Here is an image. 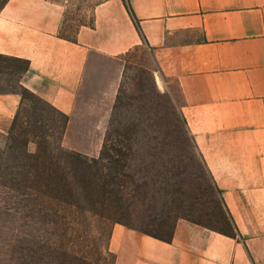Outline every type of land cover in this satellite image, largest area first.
Here are the masks:
<instances>
[{
  "label": "crops",
  "instance_id": "obj_1",
  "mask_svg": "<svg viewBox=\"0 0 264 264\" xmlns=\"http://www.w3.org/2000/svg\"><path fill=\"white\" fill-rule=\"evenodd\" d=\"M126 3L138 21L136 27ZM53 0L0 6V56L23 66L0 91V132L23 91L76 115L113 93L122 57L150 52L155 83H177L180 113L231 232L179 221L170 238L112 227L114 264H264V0H104L69 40Z\"/></svg>",
  "mask_w": 264,
  "mask_h": 264
},
{
  "label": "rangeland",
  "instance_id": "obj_2",
  "mask_svg": "<svg viewBox=\"0 0 264 264\" xmlns=\"http://www.w3.org/2000/svg\"><path fill=\"white\" fill-rule=\"evenodd\" d=\"M3 1V0H0ZM60 35L93 23L104 0H53ZM113 93L68 116L23 91L0 132V264H114L116 224L170 238L179 221L231 232L180 113L177 83H155L145 46L122 57ZM22 63L0 56V91Z\"/></svg>",
  "mask_w": 264,
  "mask_h": 264
},
{
  "label": "trees",
  "instance_id": "obj_3",
  "mask_svg": "<svg viewBox=\"0 0 264 264\" xmlns=\"http://www.w3.org/2000/svg\"><path fill=\"white\" fill-rule=\"evenodd\" d=\"M5 1H6V0L0 1V6L3 5V4L5 3ZM126 8H127L128 12H129L131 18L133 19V21H134L136 27H138V21H137L136 18L134 17V14L132 13L131 8L129 7V5H128L127 3H126ZM63 37H64V36H63ZM64 38L69 39V40H71V39L73 40V39H74V37H73V38H67V37H64Z\"/></svg>",
  "mask_w": 264,
  "mask_h": 264
}]
</instances>
